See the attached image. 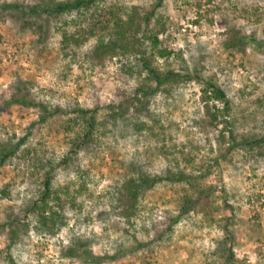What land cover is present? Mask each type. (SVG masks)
I'll return each instance as SVG.
<instances>
[{"label":"rangeland","instance_id":"obj_1","mask_svg":"<svg viewBox=\"0 0 264 264\" xmlns=\"http://www.w3.org/2000/svg\"><path fill=\"white\" fill-rule=\"evenodd\" d=\"M14 1L33 5L42 0H0ZM155 2L108 4L146 9ZM42 23L39 33L38 23L0 11V104L18 87L27 98L66 114L40 121L35 105L0 109V145L24 138L17 153L0 165V187L10 191L0 199V264H222L214 250L225 218L232 264H264V143L229 139L230 131L238 138L264 136V0H162L150 27L159 30L158 46L169 54L163 59L148 49L146 55L158 72L173 70L192 78L172 77L153 93L143 91L134 104L123 101L145 82L138 55L97 51L94 38L78 47L62 46L60 33L72 31L74 22ZM197 75L212 77L236 108L224 111L213 97L206 103ZM118 100L123 109L115 119L111 113ZM95 105L101 107V124L94 140L71 149L79 128L73 111ZM65 121L76 123L68 134ZM132 161L153 175L185 169L199 183L213 186L211 216L199 210L192 217L203 223L200 228L181 221L167 230L173 200L193 193L187 184L167 180L138 195L132 208L124 186L133 175L126 167ZM50 169L52 188L60 196L50 200L62 209L54 207L61 212L54 226L31 209ZM10 222L20 227L16 236ZM158 230L161 237L155 239ZM78 244L84 246L77 253L88 248L107 258L92 262L68 255V247Z\"/></svg>","mask_w":264,"mask_h":264},{"label":"trees","instance_id":"obj_2","mask_svg":"<svg viewBox=\"0 0 264 264\" xmlns=\"http://www.w3.org/2000/svg\"><path fill=\"white\" fill-rule=\"evenodd\" d=\"M111 0H42L41 2L33 5H28L24 2L14 1V2H0V11L2 13H9V17L21 18L23 20L29 19L31 23H38L37 28L39 33L42 32L43 21L47 19H64L67 21L74 22L75 28L72 31L68 29H63L60 33L62 46L67 47H78L83 43H86L91 38L96 40L95 50L102 49L103 53H108L111 56L122 54L125 56H136L138 55L137 65L140 67V72H145L144 83L142 82L135 91L129 95L126 99L125 104H134L135 101L141 97L144 92L153 93L162 84L169 81L172 77L182 76L185 78H192L189 74L176 73L173 70L166 72H158L151 65L150 58L146 55V51L149 49L150 54L156 57H161L163 59L168 56L169 52L165 48H159L158 43V33L151 30L150 24L155 16V10L161 5L162 0H156L152 6L146 9H140L136 5L123 6L120 3L108 4ZM120 4L121 8L118 6ZM125 9V10H124ZM73 15V16H71ZM39 21L41 23H39ZM36 30V27H32ZM36 32V31H35ZM107 36V37H106ZM246 40V37L244 38ZM144 42L148 43V47L141 49ZM258 45V48H262ZM146 48V49H145ZM264 49V46H263ZM130 61V60H129ZM122 66V65H121ZM120 66V67H121ZM132 65H129L131 68ZM197 78L202 83L203 87L201 89V94L203 95V100L207 103L209 98H215L223 103L222 110L229 111L236 108L233 101L227 98L226 92L213 80L212 77H202L197 75ZM146 83V84H145ZM145 89V90H144ZM20 89L16 87L11 90L10 97L3 99L0 104V109L4 106L11 104H25V105H35L40 109V121H45L48 115L55 113H61L66 115L63 110L58 106H48L45 103H39L35 99L27 98L25 94L19 93ZM144 91V92H143ZM144 96V95H143ZM134 100V101H133ZM232 102V103H231ZM103 108V107H102ZM208 105H206V110H208ZM123 109L122 101L118 100L114 103L113 113L115 119L118 118V111ZM101 107L95 105L94 107L85 108L77 107L73 112L77 118V124L79 128L74 131V138L71 141V149L79 148L84 146L94 140L96 130L101 124L99 114ZM68 113V112H66ZM219 110L214 111L211 114V122L216 120ZM208 115V114H207ZM68 118V117H67ZM70 118V117H69ZM71 120H74L71 117ZM68 121V120H67ZM63 122V130L68 134L72 130V125L76 124L75 121ZM221 136H224L221 132ZM229 139L235 140L236 143H242L245 145H260L264 143V136L255 137L253 135L246 136L244 134L238 136L230 131ZM24 138L18 139V142L14 144L0 145V165L4 164L10 157L17 153L20 144L23 142ZM231 143H228L226 151H230ZM142 166V163H139ZM138 164L133 161L126 164L133 175L131 174L129 178L125 180L126 195L132 204L138 200V195L144 193L145 190L155 184L158 180H167L170 183H185L187 187L190 188L193 193L184 194L181 197L174 199L175 210L171 217L169 216L167 221H165V228L167 230L172 229V226L178 222L183 221L186 226L190 229L196 230V227L200 228L199 222L192 217L193 213H198L199 210H204V212L209 214V208L211 207L210 195L213 186H204V183L196 179L197 176L191 171H186L185 169H179L172 171L171 169H166L163 174L153 175L147 173L146 171L140 170ZM51 169L44 174L41 183V189L39 190V195L36 200L33 201L31 209H35L38 213L39 219L43 221H51L52 226L56 224V217H61L60 211L56 210L54 207H58L51 203V198L54 195L55 198L59 199L52 188L51 183ZM9 189L5 187H0V199L9 196ZM215 189H212V193ZM224 206L231 207L227 200L223 201ZM134 204L132 205L133 208ZM62 208V207H61ZM58 209H60L58 207ZM62 211V209H60ZM134 211L132 210L126 217H129ZM209 216H211L209 214ZM213 222H217L215 219L210 218ZM209 219V220H210ZM61 220V219H60ZM222 220V219H221ZM225 223L220 225L221 228V240L219 244L215 247V254L218 258L223 260L222 264H232L233 253L231 246L228 245L231 233L229 234L227 219L225 218ZM41 221V222H43ZM43 222V224L45 223ZM11 232L16 236L17 228H14V223L10 222ZM61 223L63 221L61 220ZM9 224V223H8ZM201 224H203L201 222ZM229 234V235H228ZM226 236V237H225ZM161 237V230L156 232L154 238L157 239ZM84 245L78 244L76 247H68L67 254L83 255L84 260L92 262H100L104 260L105 256H95L92 251L88 248L81 250L80 253L76 252V248H83ZM7 258L12 259L11 255ZM10 264L14 263L13 260L9 261Z\"/></svg>","mask_w":264,"mask_h":264}]
</instances>
